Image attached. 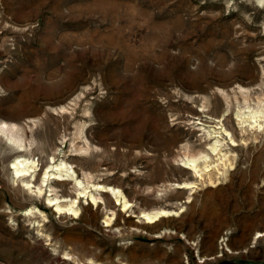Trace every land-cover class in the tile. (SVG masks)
<instances>
[{
	"label": "rangeland",
	"instance_id": "374dc122",
	"mask_svg": "<svg viewBox=\"0 0 264 264\" xmlns=\"http://www.w3.org/2000/svg\"><path fill=\"white\" fill-rule=\"evenodd\" d=\"M256 4L0 0V121L15 122L21 137L0 130V264H264V10ZM236 113H254L256 124ZM223 117L227 131L217 128L225 134L209 152L214 138L198 122ZM17 157L40 178L48 164L77 170L90 189L76 198L77 218L54 213L44 188L34 195L25 184L33 176L11 168ZM188 158L201 169L184 167ZM97 192L115 214L92 204ZM163 207L176 215L137 217Z\"/></svg>",
	"mask_w": 264,
	"mask_h": 264
},
{
	"label": "bare ground",
	"instance_id": "6f19581e",
	"mask_svg": "<svg viewBox=\"0 0 264 264\" xmlns=\"http://www.w3.org/2000/svg\"><path fill=\"white\" fill-rule=\"evenodd\" d=\"M256 2H257L256 5H257L258 10L259 9L264 10V0H256ZM258 54L261 55V56L262 55L264 56V49H262V50L260 49L259 52H258ZM246 91H249V90L247 89ZM245 96H246V94H245ZM236 115H237V118L240 120V123L245 122V121H248L250 119L249 120L250 122L252 120V123H255L256 124V121H257L256 116L257 115H255L254 113H251V114H249L247 116H241L238 113H236ZM223 120H224V117L223 118H218V122L216 124L210 123V122H212V120H207V119L206 120L204 119L203 121L198 122V123H201L203 125V127H206V126L209 127V129L207 130V133H208V135H211L214 138V141L213 142L211 141L212 143H210V145L208 144L209 145V150H210L209 152H212V153L215 152V151L217 152L216 149L220 145V140L218 138L219 137V133H222V131H220V130H219V133H217V128L221 129L223 127L224 122H220V121H223ZM258 125L261 126L260 124H258ZM210 127H212V128H210ZM0 130H2L5 133H9V136L8 137L10 139H12L16 143H18L21 140V137H20L19 133L17 132L18 128H17V124L15 122L0 121ZM222 130L223 131H227V129H225V128L224 129L222 128ZM14 131H16V134L13 133ZM222 134H225V133H222ZM213 138H211V139H213ZM231 140L234 141V139H231ZM203 156L205 158L204 160L206 161V158H208L209 155H208V153H205ZM218 157L221 158L220 155H218ZM195 160H196L195 158H188L185 161L187 163V165L184 166V167H188V168L190 167V169H192V171L196 173L197 171H199L201 169V167L198 166V163ZM24 161H25V158L24 159H20L18 157L17 158H14V160L11 162V168L13 167L14 174L17 177H21V178H23L27 174L32 175L33 176L32 177V180L30 179L25 184L27 185L29 183H32V186H35L36 187V191H35L34 195L37 196V198L41 195V192H42V190L44 188V191H49L47 194H45V192H44V197H45L48 205H54V210H53L54 213H57V214L59 213L61 215H65V216L68 215V217H70L71 219L77 218V210H78L77 206H78L80 200L78 201V204H75V202L77 201L76 198L83 197L86 194V192L88 190H90V189H87L86 190L87 185H85V182L79 177V175L77 173V170L76 169H73V170L70 171L66 167L62 166L63 164L62 165L61 164H55L54 166L52 164H48V165H46L45 170L42 172L43 173V176L40 178V177H38L37 173H35L34 169H31L30 168L31 166L24 164ZM209 164H210V162L203 163V167L204 168L205 167L208 168L209 167ZM32 165H34V164H32ZM50 170H52V172L48 173V171H50ZM31 171H32V173H31ZM50 177H52L53 180H49ZM71 179H73V183H72V186H70V188H69V186H66V184ZM53 183L58 184L60 186V188H56ZM189 183H191V182H188V181L179 182L178 185H179V187H182L183 188V187H188V184ZM101 186H102L101 189H98V187H97L98 191H101V192H112V193H116L117 192V188L114 187V186H112V185H101ZM97 194L98 195H96V196H94L93 194H90L91 199L94 201V203H92V204H95L96 203V205L99 206V204H100V202L102 200L103 201V204H102L103 208H105L106 210H110L111 211V215L115 214L116 213V208H115L114 204L108 198L101 196L98 192H97ZM117 197H116V199H118ZM129 202H130L129 200H124L122 205L125 206L126 211H129L130 213H133L134 214L136 212V209L133 206H130L129 205L130 204ZM164 205H166V203ZM33 208H34V206L31 207V209L28 210L27 213H29V214L32 215L33 212H34L32 210ZM107 213H109V212H107ZM172 213H174L176 215V212H173V210L167 209V208L163 207V208H157L156 210L149 211V212L148 211H142V210H140V212L137 213V217H140V218L141 217L142 218L145 217L147 219L146 222H152V221H155L156 219H159L160 217L167 216V215H170ZM109 220L110 219L107 220L108 223H109ZM156 224H158L159 227L161 226L160 223H156ZM134 227L135 228H138V227H140V224L136 222L134 224ZM155 229H157V228H155ZM150 230L152 231V229H150ZM167 230H168L167 228H163L161 230H158V232L161 233V232L167 231ZM260 234H262V233L261 232H259V233L257 232V235H260ZM66 241H67V239H66ZM32 244H33V242H32ZM37 244H38V241H37ZM223 244H222L221 247L224 250H228V247L226 246V244L225 243H223ZM92 252L94 253V251H92ZM86 253H88V252H85L84 251L82 253V255L83 254H86ZM94 255H97V254H94ZM86 256H87V254H86ZM136 256H138V255H136ZM64 258H69V259L71 258L72 259L73 256L70 255V254H68V253H64ZM131 258H133V257H131ZM133 260H134V258H133ZM131 262H133V261H131Z\"/></svg>",
	"mask_w": 264,
	"mask_h": 264
},
{
	"label": "water",
	"instance_id": "95a60500",
	"mask_svg": "<svg viewBox=\"0 0 264 264\" xmlns=\"http://www.w3.org/2000/svg\"><path fill=\"white\" fill-rule=\"evenodd\" d=\"M216 264H232V262L231 261H228V260H223V261H219Z\"/></svg>",
	"mask_w": 264,
	"mask_h": 264
}]
</instances>
